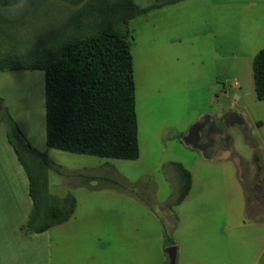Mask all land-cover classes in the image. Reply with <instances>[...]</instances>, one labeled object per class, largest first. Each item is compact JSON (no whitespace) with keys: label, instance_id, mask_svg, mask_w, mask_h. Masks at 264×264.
<instances>
[{"label":"rangeland","instance_id":"rangeland-1","mask_svg":"<svg viewBox=\"0 0 264 264\" xmlns=\"http://www.w3.org/2000/svg\"><path fill=\"white\" fill-rule=\"evenodd\" d=\"M135 1L147 7L155 0ZM34 2L0 15V56L25 57L40 40L54 39L87 0ZM129 28L141 155L115 160L46 147L55 163L50 194L61 200L75 193L79 201L73 218L51 230L53 264H169L170 247L178 250L177 264H264V226L257 224L264 212L253 191L263 175L254 182L247 175L264 172V102L253 73L264 48V0H184ZM13 84L20 93L36 86ZM41 109L45 122V100ZM230 109L248 124L245 132L230 131L244 176L236 160L207 159L183 141L203 116ZM176 164L192 173L193 186L172 207L182 187Z\"/></svg>","mask_w":264,"mask_h":264},{"label":"trees","instance_id":"trees-1","mask_svg":"<svg viewBox=\"0 0 264 264\" xmlns=\"http://www.w3.org/2000/svg\"><path fill=\"white\" fill-rule=\"evenodd\" d=\"M35 0H0V15ZM86 0H74L75 4ZM184 0H155L142 7L135 0H87L51 40H40L25 57L0 56V73L43 71L45 74L47 146L76 155L136 161L140 158L133 36L130 22L151 10ZM5 22V20H2ZM257 100L264 102V49L254 58ZM7 136L30 181L33 210L22 230L43 233L68 222L77 202L72 194L59 200L49 192L48 173L55 163L33 147L0 97ZM181 204L192 187V174L176 164Z\"/></svg>","mask_w":264,"mask_h":264},{"label":"crops","instance_id":"crops-1","mask_svg":"<svg viewBox=\"0 0 264 264\" xmlns=\"http://www.w3.org/2000/svg\"><path fill=\"white\" fill-rule=\"evenodd\" d=\"M261 30V27H259V33H261ZM39 72V70H19L0 73V97L8 104V96L12 95L11 99H14V101L8 104L11 117L16 120L22 133L33 147L39 151L48 152L46 150V147L48 148L46 112L45 122H43V110L41 109L43 100H45L46 109L45 74ZM16 79L30 80L35 82L36 86L30 87L27 91H24V89L20 93L18 90H15V88H12V85H14L13 81ZM14 94H16L15 97ZM39 141L41 144H37ZM226 159H231V157H227ZM234 160L239 161L237 162L239 171L241 176H244L246 168L242 161L238 157ZM240 164H242V166ZM247 173V175H251V182L258 180V178L263 175L262 184H259L260 187H254L253 191L255 190L256 192V197L254 199L259 202V205H257L259 209L257 211L264 212L263 169L255 174L250 173L249 170ZM69 194L61 198V200L65 199ZM72 195L77 202L74 212L75 215L79 201L75 193ZM33 206L34 203L30 194L28 174L8 140L7 128L2 121L0 113V264H53L51 230L54 227L43 233H28L22 230V227L27 224L30 218ZM255 206L253 202H250V211H254ZM257 224L264 226V220L259 221ZM259 257V259L262 260L264 257V250Z\"/></svg>","mask_w":264,"mask_h":264},{"label":"flooded vegetation","instance_id":"flooded-vegetation-1","mask_svg":"<svg viewBox=\"0 0 264 264\" xmlns=\"http://www.w3.org/2000/svg\"><path fill=\"white\" fill-rule=\"evenodd\" d=\"M200 121L205 122L200 133L201 143L207 145L215 155L225 156L229 153V157L232 159L237 158L233 151L230 131L233 128L241 129L244 132L248 130L244 115L235 109H230L224 111L222 115H205L198 122ZM259 171L262 169L260 168Z\"/></svg>","mask_w":264,"mask_h":264},{"label":"water","instance_id":"water-1","mask_svg":"<svg viewBox=\"0 0 264 264\" xmlns=\"http://www.w3.org/2000/svg\"><path fill=\"white\" fill-rule=\"evenodd\" d=\"M205 122L200 121L191 126L189 129V132L187 135L184 136L183 140L184 142L196 149L202 152L203 156L207 159H214V160H223L229 157V153H227L225 156L215 155L213 152L209 149V147L205 144H202L200 141V133L201 130L204 127ZM237 162H239L237 160ZM166 253L169 255V264H177V256H178V250L176 247H170L166 249Z\"/></svg>","mask_w":264,"mask_h":264}]
</instances>
